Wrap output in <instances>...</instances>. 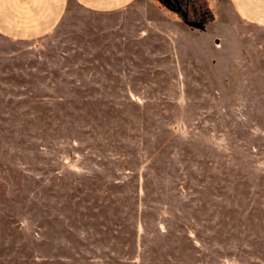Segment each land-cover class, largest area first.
Wrapping results in <instances>:
<instances>
[{"label": "rangeland", "instance_id": "rangeland-1", "mask_svg": "<svg viewBox=\"0 0 264 264\" xmlns=\"http://www.w3.org/2000/svg\"><path fill=\"white\" fill-rule=\"evenodd\" d=\"M193 5L0 30V264H264V21Z\"/></svg>", "mask_w": 264, "mask_h": 264}, {"label": "crops", "instance_id": "crops-1", "mask_svg": "<svg viewBox=\"0 0 264 264\" xmlns=\"http://www.w3.org/2000/svg\"><path fill=\"white\" fill-rule=\"evenodd\" d=\"M77 1L97 10L113 9L126 2V0H110L106 6H94L89 0ZM229 1L239 12L252 19L264 21V0ZM63 2L64 0H0V30L19 37L43 33L58 18L63 9Z\"/></svg>", "mask_w": 264, "mask_h": 264}, {"label": "flooded vegetation", "instance_id": "flooded-vegetation-1", "mask_svg": "<svg viewBox=\"0 0 264 264\" xmlns=\"http://www.w3.org/2000/svg\"><path fill=\"white\" fill-rule=\"evenodd\" d=\"M163 4L167 5L174 11H178L180 13V16L184 19V22L186 21H192L193 24H188L190 26H201L203 21L206 18V13L204 12H199V10L193 5L191 6V13L195 14L199 12L198 16L196 19H188L187 16L189 14V10L186 9L185 6H183L184 0H161ZM187 24V23H186Z\"/></svg>", "mask_w": 264, "mask_h": 264}, {"label": "water", "instance_id": "water-1", "mask_svg": "<svg viewBox=\"0 0 264 264\" xmlns=\"http://www.w3.org/2000/svg\"><path fill=\"white\" fill-rule=\"evenodd\" d=\"M165 1V0H164ZM187 24H193L192 21H186Z\"/></svg>", "mask_w": 264, "mask_h": 264}]
</instances>
